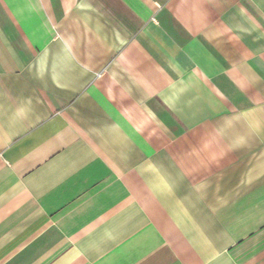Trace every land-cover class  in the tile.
I'll return each instance as SVG.
<instances>
[{"label": "crops", "instance_id": "1", "mask_svg": "<svg viewBox=\"0 0 264 264\" xmlns=\"http://www.w3.org/2000/svg\"><path fill=\"white\" fill-rule=\"evenodd\" d=\"M0 264H264V0H0Z\"/></svg>", "mask_w": 264, "mask_h": 264}]
</instances>
